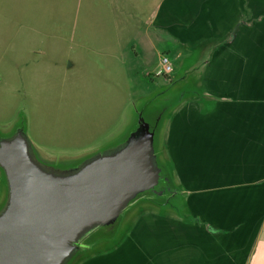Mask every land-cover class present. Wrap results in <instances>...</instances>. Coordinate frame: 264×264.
I'll use <instances>...</instances> for the list:
<instances>
[{"label":"crops","instance_id":"obj_1","mask_svg":"<svg viewBox=\"0 0 264 264\" xmlns=\"http://www.w3.org/2000/svg\"><path fill=\"white\" fill-rule=\"evenodd\" d=\"M152 1L149 43L153 28L172 61L201 51L160 151L182 200L139 209L78 264H264V0Z\"/></svg>","mask_w":264,"mask_h":264},{"label":"rangeland","instance_id":"obj_2","mask_svg":"<svg viewBox=\"0 0 264 264\" xmlns=\"http://www.w3.org/2000/svg\"><path fill=\"white\" fill-rule=\"evenodd\" d=\"M156 3L0 0V136L19 127L41 156L64 161L116 145L142 117L175 192L169 204L179 206L181 186L160 152L163 128L170 110L196 92L203 67L201 51L190 50L170 59V75L155 74L160 53L167 54L157 31L152 28V44L146 38ZM132 201L112 226L91 232L82 243L92 245L67 264L115 243L139 209H170L145 196Z\"/></svg>","mask_w":264,"mask_h":264},{"label":"water","instance_id":"obj_3","mask_svg":"<svg viewBox=\"0 0 264 264\" xmlns=\"http://www.w3.org/2000/svg\"><path fill=\"white\" fill-rule=\"evenodd\" d=\"M153 143L140 118L115 148L57 170L21 128L0 136V264H67L91 232L112 226L138 194L153 189L162 174Z\"/></svg>","mask_w":264,"mask_h":264},{"label":"flooded vegetation","instance_id":"obj_4","mask_svg":"<svg viewBox=\"0 0 264 264\" xmlns=\"http://www.w3.org/2000/svg\"><path fill=\"white\" fill-rule=\"evenodd\" d=\"M140 118H142V117H139V119ZM150 132H151V129H150ZM124 140H125V138L122 141H119V143H117L116 145H113L107 149L115 148L116 146L121 144ZM104 150H106V149H104ZM48 158L51 159L52 157H48ZM73 158H77V157H73ZM86 158H88V157H80L76 160H73V161H70L67 163H60L57 159L52 158L53 162L49 163V165L51 167H53L54 169H57V170L73 169V168H76L77 166H79V164L82 161H84ZM158 166L161 169L162 174L158 178V180L155 182L153 189L144 191V192L138 194L136 197H138V196L144 197L145 196L148 200H151L150 202L152 204L162 206V205L169 204V202H170L169 199H170L171 195L174 194L175 192L172 190V187L169 183V180H167V178H166L165 171L163 170V168L160 165H158ZM130 203L131 204L136 203V201H131ZM107 227H109V226H107ZM84 240L86 241L87 239L85 238ZM84 240H82V242ZM82 242H80L78 245H79L80 249H83V248L85 249V246L87 245L88 242H86L84 244ZM81 246H83V247H81Z\"/></svg>","mask_w":264,"mask_h":264},{"label":"built area","instance_id":"obj_5","mask_svg":"<svg viewBox=\"0 0 264 264\" xmlns=\"http://www.w3.org/2000/svg\"><path fill=\"white\" fill-rule=\"evenodd\" d=\"M159 65L160 67L157 69L155 74L158 75H164L168 76L171 74L173 70V65L170 60V57L167 54H160L159 56Z\"/></svg>","mask_w":264,"mask_h":264},{"label":"trees","instance_id":"obj_6","mask_svg":"<svg viewBox=\"0 0 264 264\" xmlns=\"http://www.w3.org/2000/svg\"><path fill=\"white\" fill-rule=\"evenodd\" d=\"M0 180H1V183H2V186L5 188V177H4V175H3V173L0 171ZM155 205V204H154ZM110 227V226H109ZM109 227H107L106 226V228L105 229H107V228H109ZM89 243V242H88ZM81 250H83V249H81ZM85 250V249H84ZM83 255H85V253L83 254ZM80 256H82V255H80Z\"/></svg>","mask_w":264,"mask_h":264}]
</instances>
